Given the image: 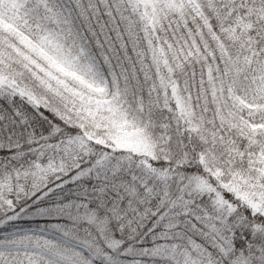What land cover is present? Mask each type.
Returning a JSON list of instances; mask_svg holds the SVG:
<instances>
[{
    "label": "snow or ice",
    "instance_id": "6c2138e0",
    "mask_svg": "<svg viewBox=\"0 0 264 264\" xmlns=\"http://www.w3.org/2000/svg\"><path fill=\"white\" fill-rule=\"evenodd\" d=\"M0 264H264V0H0Z\"/></svg>",
    "mask_w": 264,
    "mask_h": 264
}]
</instances>
